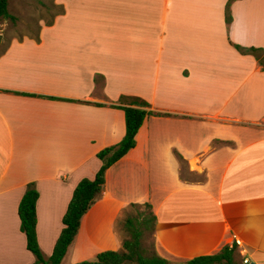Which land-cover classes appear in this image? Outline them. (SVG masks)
<instances>
[{"label": "crops", "instance_id": "crops-1", "mask_svg": "<svg viewBox=\"0 0 264 264\" xmlns=\"http://www.w3.org/2000/svg\"><path fill=\"white\" fill-rule=\"evenodd\" d=\"M53 0L36 40L0 53V264H35L18 229L27 183L47 257L75 184L123 136L120 96L147 104L59 264L119 251L117 221L147 203L169 264L234 244L264 264V0ZM262 51L261 63L232 45ZM240 263V264H241ZM239 264V263H238Z\"/></svg>", "mask_w": 264, "mask_h": 264}, {"label": "trees", "instance_id": "trees-1", "mask_svg": "<svg viewBox=\"0 0 264 264\" xmlns=\"http://www.w3.org/2000/svg\"><path fill=\"white\" fill-rule=\"evenodd\" d=\"M227 0L224 5V22L229 24L231 16ZM57 12L55 15L59 14ZM54 15V16H55ZM0 18L10 21L14 17L7 11V0H0ZM51 21L43 25H50ZM37 34V33H36ZM36 34L33 37L35 40ZM240 54L252 55L258 63H261L262 51L252 47L232 45ZM3 49L0 50V53ZM120 105L117 106L123 114L124 133L122 138L114 145L99 150L95 157L100 161V166L92 179L82 178L74 186L66 208L61 216V229L52 246L51 253L44 257L38 248L35 238V201L37 191L32 182L25 185V189L19 199L16 208L18 229L24 235L25 249L31 253L35 264H59L67 246L75 236L81 216L99 198L104 180L105 170L124 155L134 145V135L143 119L153 115L146 110L147 104L138 98L120 96ZM144 208V209H142ZM154 216L147 203L129 204L123 210L117 221L124 236L121 240L119 251H102L95 255L92 260H84L74 264H169L165 259L157 256L153 249L147 251L142 245V239L146 232L152 233ZM235 245L222 246L216 253L201 255L184 261L181 264H238L236 259Z\"/></svg>", "mask_w": 264, "mask_h": 264}, {"label": "rangeland", "instance_id": "rangeland-1", "mask_svg": "<svg viewBox=\"0 0 264 264\" xmlns=\"http://www.w3.org/2000/svg\"><path fill=\"white\" fill-rule=\"evenodd\" d=\"M60 9L53 3V0H7V11L14 17V20L0 18V50L11 39L34 37L40 25L53 20L54 15ZM142 245L147 251L152 250V233L146 232ZM235 259L237 263H241L239 253Z\"/></svg>", "mask_w": 264, "mask_h": 264}, {"label": "built area", "instance_id": "built-area-1", "mask_svg": "<svg viewBox=\"0 0 264 264\" xmlns=\"http://www.w3.org/2000/svg\"><path fill=\"white\" fill-rule=\"evenodd\" d=\"M235 245H238V241H234ZM242 263L243 264H247V261L246 260H242Z\"/></svg>", "mask_w": 264, "mask_h": 264}, {"label": "water", "instance_id": "water-1", "mask_svg": "<svg viewBox=\"0 0 264 264\" xmlns=\"http://www.w3.org/2000/svg\"><path fill=\"white\" fill-rule=\"evenodd\" d=\"M250 264H252V263H250Z\"/></svg>", "mask_w": 264, "mask_h": 264}]
</instances>
